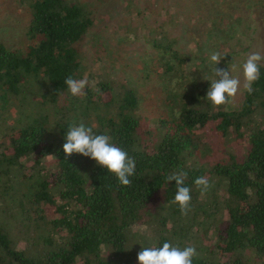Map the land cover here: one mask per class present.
Returning <instances> with one entry per match:
<instances>
[{"label": "trees", "instance_id": "16d2710c", "mask_svg": "<svg viewBox=\"0 0 264 264\" xmlns=\"http://www.w3.org/2000/svg\"><path fill=\"white\" fill-rule=\"evenodd\" d=\"M28 7L29 43L11 50L0 42V264H138L142 247L165 241L194 246L192 264H264V64L238 108L214 106L206 97L211 82L191 85L187 58L161 34L153 67L144 62L164 80L163 113L150 117L139 90L111 65L96 81L90 73L83 95L64 83L84 78L81 47L95 26L84 0H29ZM173 78L183 88H173ZM36 85L35 101L27 102ZM11 101L19 111L8 123L1 111ZM73 122L95 125L135 159L129 186L91 158L64 153ZM46 158L51 170L39 181L23 170ZM178 171L188 173L187 215L172 203L175 181L166 180ZM197 177L211 186L204 195ZM44 205L53 212L45 214ZM207 223L211 239L202 233Z\"/></svg>", "mask_w": 264, "mask_h": 264}, {"label": "rangeland", "instance_id": "374dc122", "mask_svg": "<svg viewBox=\"0 0 264 264\" xmlns=\"http://www.w3.org/2000/svg\"><path fill=\"white\" fill-rule=\"evenodd\" d=\"M130 1V4L128 3ZM95 18V26L83 41L81 50L86 62L84 77L93 73L94 80L99 74L108 73L110 65L118 79L134 85L141 93L140 109L150 117L163 113L161 98L164 97L162 84L155 71L144 70V62H156L153 41L167 36V43L187 58L183 65L191 85L196 87L205 81L217 79L214 65L209 61L212 52H219L222 59L219 68L234 69L233 75L240 79V87L234 97L229 98L227 109H236L243 99L244 76L241 65L246 57L259 52L264 56V0H84ZM29 0H0V42L8 49H23L29 42L25 29L30 20ZM215 21L219 22L216 27ZM164 40V39H163ZM162 41V40H161ZM166 43V45H168ZM264 64V60L259 62ZM98 75V76H97ZM178 85V86H177ZM171 86L183 88L173 78ZM34 92L27 95V102H34ZM175 90V89H174ZM39 99V97H35ZM26 102V101H25ZM23 103L24 108L28 103ZM7 110L1 111L8 123L13 122L19 111L18 101H11ZM92 121L91 117H87ZM4 129V126H1ZM233 151L235 147L231 149ZM52 158L41 160L38 165L33 159L23 170L33 174L35 180L50 173ZM39 174V176L37 175ZM15 193L20 188L13 185ZM18 195V193H16ZM18 198V196H17ZM16 198V199H17ZM24 206L31 207L25 200ZM45 214L52 209L43 206ZM52 211V212H51ZM214 225L212 221H207ZM204 224L203 234L211 239L213 230ZM203 224V223H201ZM14 226V224H13ZM12 226V227H13ZM142 233L149 231L138 225ZM17 233L24 235L25 228L17 226ZM30 229V234H31ZM195 232V231H193ZM201 234V232L199 233ZM22 244H25L22 241ZM204 244H208L205 241ZM249 264H260L250 261Z\"/></svg>", "mask_w": 264, "mask_h": 264}, {"label": "clouds", "instance_id": "9594fccd", "mask_svg": "<svg viewBox=\"0 0 264 264\" xmlns=\"http://www.w3.org/2000/svg\"><path fill=\"white\" fill-rule=\"evenodd\" d=\"M222 57L219 52H212L209 61L213 64L217 79L211 80L206 97L214 105L220 106L229 102L230 97H234L240 87V79L233 75L234 69L219 68L217 65ZM264 60L259 52L249 54L243 64L244 88L251 93L252 83L259 79L260 61ZM64 83L73 96L84 94V89L88 86L87 76L82 79H74L68 76ZM96 126H88L84 122H73L65 132L66 142L63 144V151L67 155L72 153L81 154L94 160L97 165L106 168L108 172L114 173L119 184L129 186L132 181L130 177L135 175L136 162L124 149L117 147L111 142V137L107 134H98L94 131ZM188 173L178 171L167 176V183L175 181V195L173 204H178L181 214L187 215L190 209L191 189L185 186ZM194 184L200 189L201 195L207 193L210 184L205 177H197ZM196 248L187 245L181 248L169 241L163 242L161 247H142L137 253L138 264H192L193 257L197 256Z\"/></svg>", "mask_w": 264, "mask_h": 264}]
</instances>
